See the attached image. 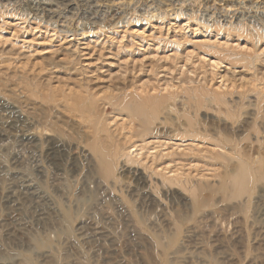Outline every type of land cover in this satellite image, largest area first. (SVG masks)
I'll use <instances>...</instances> for the list:
<instances>
[{"label": "rangeland", "instance_id": "374dc122", "mask_svg": "<svg viewBox=\"0 0 264 264\" xmlns=\"http://www.w3.org/2000/svg\"><path fill=\"white\" fill-rule=\"evenodd\" d=\"M0 264H264V0H0Z\"/></svg>", "mask_w": 264, "mask_h": 264}, {"label": "bare ground", "instance_id": "6f19581e", "mask_svg": "<svg viewBox=\"0 0 264 264\" xmlns=\"http://www.w3.org/2000/svg\"><path fill=\"white\" fill-rule=\"evenodd\" d=\"M14 108V107H13ZM9 111H11V109L9 110ZM29 141V140H28ZM21 179V178H20ZM243 179H244V175L243 176H241V178H240V182H244L243 181ZM245 185V184H244ZM20 187H22V189H21V196L22 195H24L25 196V198L26 199H28L29 201H30V199H29V197L31 198V197H33V195H34V198L35 197H37L36 199H37V201L38 202H35L33 205V210H34V213H35V215H36V217L35 218H38V216H40L41 217V215L43 214V216H44V212H43V208L41 207V205L40 204H38L40 201H42V200H45V199H48V197L46 196V195H44V194H41L42 192L40 191H37L36 193H34L37 189H36V186H34V183L32 182V181H30V180H23L22 181V183H20V185H19ZM23 190H25V191H23ZM33 190H35V191H33ZM25 199V200H26ZM31 201H32V199H31ZM33 201H35V200H33ZM48 201H49V199H48ZM46 202H47V200H46ZM40 203H42V202H40ZM44 204V203H43ZM46 204V203H45ZM44 204V205H45ZM46 206V205H45ZM44 207V206H43ZM42 218V217H41ZM40 220V219H39ZM42 220V219H41ZM21 221V220H20ZM24 223H26V220H22L21 222H20V224H24ZM100 233H102L101 232V230H99V229H97V228H93L92 230H91V232H89V234L90 235H88L87 237H96L97 235H99ZM85 235V234H84ZM101 235V234H100ZM98 237V236H97Z\"/></svg>", "mask_w": 264, "mask_h": 264}]
</instances>
